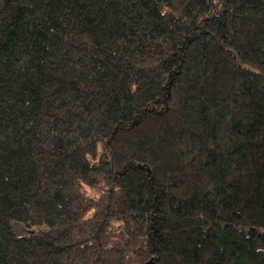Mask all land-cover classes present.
<instances>
[{
  "label": "trees",
  "instance_id": "trees-1",
  "mask_svg": "<svg viewBox=\"0 0 264 264\" xmlns=\"http://www.w3.org/2000/svg\"><path fill=\"white\" fill-rule=\"evenodd\" d=\"M0 264H264V0H0Z\"/></svg>",
  "mask_w": 264,
  "mask_h": 264
},
{
  "label": "rangeland",
  "instance_id": "rangeland-1",
  "mask_svg": "<svg viewBox=\"0 0 264 264\" xmlns=\"http://www.w3.org/2000/svg\"><path fill=\"white\" fill-rule=\"evenodd\" d=\"M11 226L18 233L28 232V231L34 230V229L26 227L23 223L16 221V220L11 221Z\"/></svg>",
  "mask_w": 264,
  "mask_h": 264
}]
</instances>
